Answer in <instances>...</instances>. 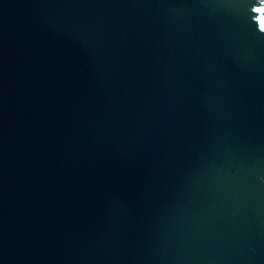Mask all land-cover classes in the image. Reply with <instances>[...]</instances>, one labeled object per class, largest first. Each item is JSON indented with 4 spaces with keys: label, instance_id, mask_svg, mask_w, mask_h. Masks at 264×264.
I'll return each instance as SVG.
<instances>
[{
    "label": "water",
    "instance_id": "1",
    "mask_svg": "<svg viewBox=\"0 0 264 264\" xmlns=\"http://www.w3.org/2000/svg\"><path fill=\"white\" fill-rule=\"evenodd\" d=\"M0 264H264V0H0Z\"/></svg>",
    "mask_w": 264,
    "mask_h": 264
}]
</instances>
